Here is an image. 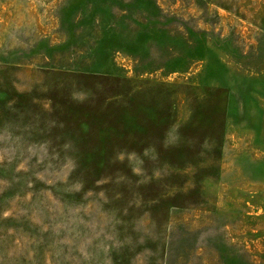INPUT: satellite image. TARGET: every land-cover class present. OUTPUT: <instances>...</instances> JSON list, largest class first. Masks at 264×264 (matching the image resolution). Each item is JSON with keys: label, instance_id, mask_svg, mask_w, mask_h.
Instances as JSON below:
<instances>
[{"label": "rangeland", "instance_id": "obj_1", "mask_svg": "<svg viewBox=\"0 0 264 264\" xmlns=\"http://www.w3.org/2000/svg\"><path fill=\"white\" fill-rule=\"evenodd\" d=\"M0 264H264V0H0Z\"/></svg>", "mask_w": 264, "mask_h": 264}, {"label": "trees", "instance_id": "obj_2", "mask_svg": "<svg viewBox=\"0 0 264 264\" xmlns=\"http://www.w3.org/2000/svg\"><path fill=\"white\" fill-rule=\"evenodd\" d=\"M126 81H127V80H126ZM130 94H132V92H131ZM119 96H120V95H119ZM116 97H117V96H116ZM116 97H115V98H116ZM133 97H135V93L133 94Z\"/></svg>", "mask_w": 264, "mask_h": 264}]
</instances>
